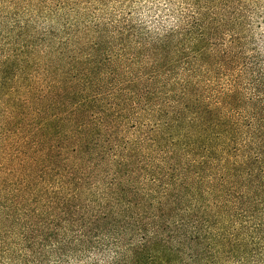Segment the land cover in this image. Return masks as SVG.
<instances>
[{"label":"trees","instance_id":"trees-1","mask_svg":"<svg viewBox=\"0 0 264 264\" xmlns=\"http://www.w3.org/2000/svg\"><path fill=\"white\" fill-rule=\"evenodd\" d=\"M0 264H264V0H0Z\"/></svg>","mask_w":264,"mask_h":264}]
</instances>
